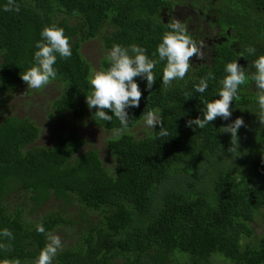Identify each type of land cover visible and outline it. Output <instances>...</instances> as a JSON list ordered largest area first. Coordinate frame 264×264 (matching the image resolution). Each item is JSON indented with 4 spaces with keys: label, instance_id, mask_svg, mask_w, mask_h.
Masks as SVG:
<instances>
[{
    "label": "trees",
    "instance_id": "trees-1",
    "mask_svg": "<svg viewBox=\"0 0 264 264\" xmlns=\"http://www.w3.org/2000/svg\"><path fill=\"white\" fill-rule=\"evenodd\" d=\"M199 1L198 5L196 2ZM217 1H219L217 3ZM197 14L214 3V22L222 37L206 43L211 59L193 63L190 76L162 84L166 61L157 63L151 89L142 90L139 108L129 109V128L156 110L159 125L141 139L122 130L107 140L114 158L105 166L97 149L81 152L83 137L57 133L56 144H36L40 127L31 117L0 118V229L14 239L0 237V264H36L47 240L46 232L62 225L85 223L77 243L63 244L53 264H264V234L251 225L264 210V114L258 90L250 78L232 102L229 120L217 117L205 128L187 121L201 115L207 102L218 98L226 63L238 60L254 71L251 62L264 55V0H192ZM20 11H4L0 0V92L24 83L21 75L33 61L41 30L57 25L70 37L72 56L57 60L62 85L52 107L73 112L108 130H121L119 120H96L85 95L91 94L92 65L82 52L86 41L100 38L113 44H138L159 60L156 52L168 30L175 0H17ZM168 8L169 10L165 11ZM194 38V31L186 28ZM196 41V40H195ZM198 42V41H197ZM255 49V55L246 51ZM110 66L108 56L102 70ZM209 78L205 93L195 91L200 78ZM109 114H111L109 110ZM237 117L244 119L237 136L222 132ZM29 194L32 205L15 207L12 193ZM55 197V198H54ZM54 198V199H53ZM53 199V200H52ZM58 207L32 219L49 201ZM84 208L83 219L70 218L73 202ZM154 210L153 214H150ZM264 216V214H263Z\"/></svg>",
    "mask_w": 264,
    "mask_h": 264
},
{
    "label": "clouds",
    "instance_id": "clouds-1",
    "mask_svg": "<svg viewBox=\"0 0 264 264\" xmlns=\"http://www.w3.org/2000/svg\"><path fill=\"white\" fill-rule=\"evenodd\" d=\"M3 10L19 12L20 6L17 0H7ZM167 28L168 30L162 35L157 45L156 52L153 53V56L158 53L159 60L151 58L147 54V49L138 44L127 47L113 44L108 51L110 66L105 70L92 73L89 78L91 94L85 95L89 110L95 109L92 115L96 120L111 122L115 117L119 120L120 129L126 130L129 127V109L139 108L143 95L135 78L139 77L146 81V90L151 89L156 80L153 70L158 62L166 61L162 72V84L170 87L173 82L183 81L190 76L193 63L204 64L211 59V56L209 60L203 58L202 43L195 41L178 19L169 22ZM220 35L221 37L223 35L221 29ZM40 37L41 39L35 43L34 63L21 75L22 80L31 89H42L56 80L58 69L55 65L58 58L68 59L72 56L70 37L65 35L63 28L54 24L46 26L41 30ZM246 51L255 55L254 48H248ZM195 58L202 60L199 62ZM240 62L234 60L226 63L224 68L226 75L220 81L218 98L207 102L203 116L188 120L186 122L188 126L202 129L217 117L229 120L232 116V102L238 98L240 86L245 85L249 78L254 81L258 90L257 103L261 114H264V55L256 56V59L251 62V67L254 69L251 73ZM208 87L209 78H200L199 83L195 85V91L205 93ZM143 121L153 130L159 125V134L168 135L163 118L156 110L143 113ZM261 122L264 123V121ZM244 123L242 117H237L231 124L221 127L222 132L230 133L231 137L237 136ZM256 216L264 222L262 210H259ZM256 220L252 221L251 225L257 233L254 226ZM36 230L44 233L47 240L39 252L36 264H53L58 251L63 247L62 239L58 234L46 232L42 223L37 225ZM257 234L261 237L264 232ZM0 237L14 239L12 231L8 228L0 229Z\"/></svg>",
    "mask_w": 264,
    "mask_h": 264
},
{
    "label": "rangeland",
    "instance_id": "rangeland-1",
    "mask_svg": "<svg viewBox=\"0 0 264 264\" xmlns=\"http://www.w3.org/2000/svg\"><path fill=\"white\" fill-rule=\"evenodd\" d=\"M178 9L170 15L171 21L178 19L182 24L185 23V17H187L188 28H191L198 37V42L202 43L203 58L210 59V51L206 46V43L212 42L221 37L220 27L214 22L215 13L213 12L215 7L214 3H211L207 15L205 16L196 9V5L192 0H175ZM219 1H217L218 3ZM199 1L196 2L198 5ZM108 49L103 44L102 39L96 38L85 42L82 48V52L86 59L92 65V72L101 71L102 60L108 56ZM199 64V63H198ZM62 85L59 81L54 80L46 87L42 89H31L27 87L26 82L21 83L8 91L0 92V118L16 114L20 117H31L35 120L40 127L41 136L36 144H41L46 147H52L56 144L57 133H68L71 139H79L83 137L85 139V145L82 146L81 152L89 151L91 148L99 151V156L106 167L112 169L114 165V158L110 154L107 148V140L109 138L117 136L122 130H108L92 125L88 122L87 118L74 117L73 112L59 113L58 110L52 107V103L59 96ZM151 129L148 128L143 119L139 121L132 128L127 129L125 132L132 134L135 138L141 139L148 135ZM12 201L15 207L24 206L27 209L32 205V200L29 194H22V191L18 190L12 193ZM55 198V197H54ZM53 198V199H54ZM52 199V200H53ZM51 200V201H52ZM59 202H48L45 206L41 207L37 211H32V219H39L40 215L43 216L45 211L55 210L58 207ZM73 207L71 212L68 213L72 219H83L82 213L85 211L75 201L72 203ZM154 210L150 214H153ZM264 214V210L262 211ZM85 223L77 224L75 227L62 225L57 228L54 233L58 234L63 244L77 243L80 240V233L84 230ZM257 233L264 232V222L260 217L257 218L254 223ZM215 264H223L225 259L217 254L214 256Z\"/></svg>",
    "mask_w": 264,
    "mask_h": 264
},
{
    "label": "flooded vegetation",
    "instance_id": "flooded-vegetation-1",
    "mask_svg": "<svg viewBox=\"0 0 264 264\" xmlns=\"http://www.w3.org/2000/svg\"><path fill=\"white\" fill-rule=\"evenodd\" d=\"M175 9H178V6H177V5L175 6ZM167 10H169V9L166 8L165 11H167ZM206 15H207V14H206ZM207 16H208V15H207ZM168 18H169V21H168V23H169V22H171V16H169ZM184 22H185V23H183V25H184L186 28H188V27H187V26H188V23H187V17H185ZM190 30H192V29L190 28ZM193 33H194V38H195V40L198 41V37H197L196 33H195V32H193ZM195 59H196V58H195ZM196 60L199 61V62H201L202 59H196ZM240 63H242V61H241Z\"/></svg>",
    "mask_w": 264,
    "mask_h": 264
}]
</instances>
